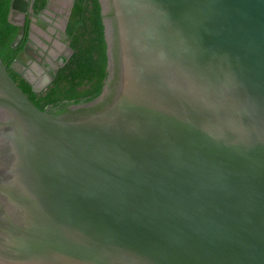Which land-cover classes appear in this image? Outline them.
<instances>
[{
  "label": "water",
  "instance_id": "1",
  "mask_svg": "<svg viewBox=\"0 0 264 264\" xmlns=\"http://www.w3.org/2000/svg\"><path fill=\"white\" fill-rule=\"evenodd\" d=\"M97 2L93 99L43 111L0 58V264H264V0Z\"/></svg>",
  "mask_w": 264,
  "mask_h": 264
},
{
  "label": "trees",
  "instance_id": "2",
  "mask_svg": "<svg viewBox=\"0 0 264 264\" xmlns=\"http://www.w3.org/2000/svg\"><path fill=\"white\" fill-rule=\"evenodd\" d=\"M10 1L0 0V58L4 63L11 58V42L17 33V27L7 19ZM45 1L35 0L34 8L41 9ZM66 34L73 52L52 83L39 93H34L17 73L9 70L34 104L48 113L96 97L106 74V46L97 0H74Z\"/></svg>",
  "mask_w": 264,
  "mask_h": 264
},
{
  "label": "flooded vegetation",
  "instance_id": "3",
  "mask_svg": "<svg viewBox=\"0 0 264 264\" xmlns=\"http://www.w3.org/2000/svg\"><path fill=\"white\" fill-rule=\"evenodd\" d=\"M34 1L33 10H27L25 13L24 33L20 36L16 50H13L11 58L6 63L11 70L9 65L15 55L27 46L29 49L27 54L32 60L31 66L40 73L36 83L40 86L48 83L43 88L45 89L52 83L65 60L73 52L66 34V27L74 0H49L48 4L46 0L39 10L34 8ZM28 67L30 68V65ZM50 79L51 81L48 82Z\"/></svg>",
  "mask_w": 264,
  "mask_h": 264
}]
</instances>
